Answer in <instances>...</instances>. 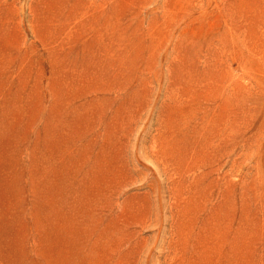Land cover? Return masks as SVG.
Segmentation results:
<instances>
[{"label": "rangeland", "instance_id": "rangeland-1", "mask_svg": "<svg viewBox=\"0 0 264 264\" xmlns=\"http://www.w3.org/2000/svg\"><path fill=\"white\" fill-rule=\"evenodd\" d=\"M0 264H264V0H0Z\"/></svg>", "mask_w": 264, "mask_h": 264}, {"label": "bare ground", "instance_id": "bare-ground-1", "mask_svg": "<svg viewBox=\"0 0 264 264\" xmlns=\"http://www.w3.org/2000/svg\"><path fill=\"white\" fill-rule=\"evenodd\" d=\"M6 203V202H5Z\"/></svg>", "mask_w": 264, "mask_h": 264}]
</instances>
